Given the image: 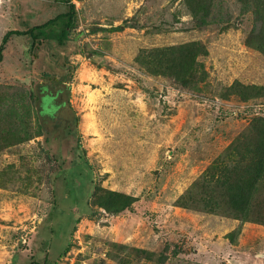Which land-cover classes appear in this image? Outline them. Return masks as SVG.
I'll list each match as a JSON object with an SVG mask.
<instances>
[{"label": "rangeland", "instance_id": "obj_1", "mask_svg": "<svg viewBox=\"0 0 264 264\" xmlns=\"http://www.w3.org/2000/svg\"><path fill=\"white\" fill-rule=\"evenodd\" d=\"M244 1L208 0L203 25L184 0H72L64 46L45 39L53 25L35 38H8L0 264H264V220L233 219L202 203L212 187L202 188V177L239 159L235 144L248 161L243 143L264 128V13L258 0L246 9ZM66 10L62 0H0V43ZM183 46L193 53L178 52ZM174 65L185 66L181 80ZM70 66L71 80L58 87ZM61 87L77 132L66 126L68 136L56 131L46 142L36 114L53 118L50 95ZM107 192L127 207L98 206Z\"/></svg>", "mask_w": 264, "mask_h": 264}, {"label": "trees", "instance_id": "obj_2", "mask_svg": "<svg viewBox=\"0 0 264 264\" xmlns=\"http://www.w3.org/2000/svg\"><path fill=\"white\" fill-rule=\"evenodd\" d=\"M63 3L67 6V10L65 13L58 14L54 18L48 20L47 22L36 26L28 31H17L11 30L5 33L1 39L0 43V62L3 60V50L4 46L6 45L8 38L11 35L15 36H22V35H31L35 38L34 32L39 31L43 32L45 28L50 25H53V31L51 38L45 37V39L54 40L58 46H64L67 41V36L70 32L72 23L74 21V17L76 14L75 5L72 0H62ZM186 5L190 8L192 15H195L196 20L202 19L203 25L206 20L205 17H202L201 12L206 11L207 8L205 7L208 0H184ZM214 1V0H213ZM248 2L244 1L243 9L248 8ZM258 4H260L258 13H264V1L258 0ZM255 7V6H254ZM201 23V22H200ZM44 34V33H42ZM257 49H260L259 46H256ZM171 48L162 50L163 53L166 55L167 52H170ZM158 50H154L152 55L155 53L157 55ZM185 51L187 54H192L194 49L192 47L183 46L179 48L178 52ZM264 53V49L261 50ZM158 58V57H157ZM190 65L187 64L185 66ZM161 61H159L157 69L158 72L164 67ZM185 66L177 67L174 65L172 67V72L174 77L177 80H181L183 76V68ZM75 70L74 66H70L69 72L70 74L63 76V81L59 83L58 87H60L63 82H68L71 80V73ZM160 71L159 73H162ZM166 74V73H165ZM47 76L45 73L43 77ZM252 89L256 90V96L261 97L263 93L261 89L256 86H250ZM42 89L44 87H41ZM40 89V92L41 90ZM230 91L232 88H229ZM65 92V96L67 97L66 100L58 101V94ZM40 94L33 96L34 100H37L39 103L43 102L44 97H40ZM52 96L55 99L56 107L55 111L53 112V118L50 119L48 117L41 116L43 113L39 112L36 114L39 123V135H44V140L47 142L49 134L54 135V132L58 131L57 134L69 135L70 131L64 132V127H71L75 132H77V124H78V117L76 116L74 110L71 107L69 101V91L64 88H60L54 95ZM59 107V108H58ZM59 109V110H58ZM263 120H259L257 122H261ZM256 123V122H255ZM52 125L53 128L49 129V125ZM48 125V127L44 126ZM253 129V127H252ZM254 132L250 131L252 136H249V139L243 143L246 144V152L247 156L251 155L249 160L246 161V155H243L239 146L235 144L231 151L234 155L239 156V159H235L233 157L232 163L225 167V169H219L216 171V167H213L209 173L202 177L203 186L202 188H206L207 185L212 187H208L204 192L203 197V207L207 208L209 212H215L217 209L223 210L225 213L227 212L230 214L233 219L242 220L244 222H258L264 220V205L262 204V198L264 197V128L260 129L258 126L254 127ZM255 133V136L254 134ZM55 136V135H54ZM71 154V153H70ZM229 155V154H228ZM230 156V155H229ZM262 193L263 195H259ZM203 192H201V195ZM122 195H116L113 192H107L106 197L103 201L98 202V206L103 207L107 211H110L113 207V211H120L124 209L125 204L127 205L125 198ZM184 205V204H183ZM49 227V226H48ZM46 230V226L43 228ZM48 229V228H47ZM54 234V233H53ZM68 249V246L62 247L61 252L57 255H63ZM56 257V258H57ZM46 261V258L45 260ZM30 264H39L37 262L31 261Z\"/></svg>", "mask_w": 264, "mask_h": 264}]
</instances>
